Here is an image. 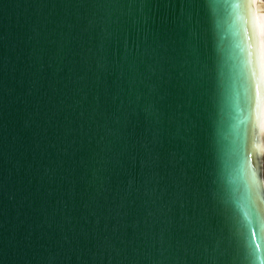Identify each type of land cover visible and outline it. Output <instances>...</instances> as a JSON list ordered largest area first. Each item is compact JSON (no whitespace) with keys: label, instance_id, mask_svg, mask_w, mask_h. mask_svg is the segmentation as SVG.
Returning <instances> with one entry per match:
<instances>
[{"label":"water","instance_id":"obj_1","mask_svg":"<svg viewBox=\"0 0 264 264\" xmlns=\"http://www.w3.org/2000/svg\"><path fill=\"white\" fill-rule=\"evenodd\" d=\"M183 3L0 0V264H149L161 209L190 165L209 206L212 190L238 182L237 38L222 16L205 33L201 14L194 56ZM190 198L177 216L201 210ZM205 247L215 255L214 241Z\"/></svg>","mask_w":264,"mask_h":264},{"label":"snow or ice","instance_id":"obj_2","mask_svg":"<svg viewBox=\"0 0 264 264\" xmlns=\"http://www.w3.org/2000/svg\"><path fill=\"white\" fill-rule=\"evenodd\" d=\"M140 4L141 7L148 6L147 2ZM77 6L83 8L86 5L82 2ZM201 14L204 16L205 33L209 20L222 16L237 38L234 45L233 101L235 128L240 139L236 166L238 182L230 180L227 194L212 190L209 206L201 202L199 185L192 182L196 178L195 164L190 165L193 177L185 178L184 187L177 185L173 199L161 209L163 219L159 231L151 237L159 243L160 259L153 261L147 256L146 259L149 264H264V182L259 179L258 170L250 166L257 127L264 141V0H184L180 16L186 18L188 25L186 47L197 57L199 49L192 41L199 38L197 27ZM93 23L89 21L90 25ZM184 26L181 20V27ZM112 35L106 27L104 40H110ZM63 47L61 44L60 49ZM160 47L165 45L162 43ZM97 67L106 70V63L100 60ZM146 111H155L154 106L150 105ZM116 119L119 121L120 117ZM28 126L26 122L25 127ZM66 131L70 133L71 129L66 128ZM107 134L121 141L124 139L119 131L112 128L107 129ZM153 142H158L157 135L153 136ZM241 152L244 153L243 159L240 158ZM260 153L264 157V144ZM150 160L152 157L141 161L140 166L149 167ZM131 183L129 180V185ZM188 191L191 192L189 203L201 210L195 215L181 213L177 216L174 206L185 207V192ZM138 224V220L125 222V235L127 229L135 230ZM144 235L148 236V233ZM208 239L214 241L215 255L202 257L201 249L207 250L205 242Z\"/></svg>","mask_w":264,"mask_h":264},{"label":"bare ground","instance_id":"obj_3","mask_svg":"<svg viewBox=\"0 0 264 264\" xmlns=\"http://www.w3.org/2000/svg\"><path fill=\"white\" fill-rule=\"evenodd\" d=\"M262 144H264V141L261 140L260 135H259V129L257 127L255 147L252 148L254 157H253V161L251 162V166L258 170L259 176H260V171L262 169V180L264 182V157H262L260 153V148Z\"/></svg>","mask_w":264,"mask_h":264}]
</instances>
